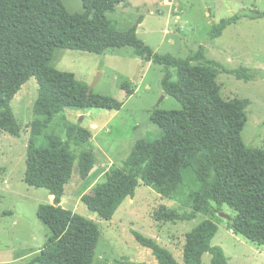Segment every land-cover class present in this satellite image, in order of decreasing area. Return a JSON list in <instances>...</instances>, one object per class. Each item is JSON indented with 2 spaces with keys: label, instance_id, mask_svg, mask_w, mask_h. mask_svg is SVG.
<instances>
[{
  "label": "trees",
  "instance_id": "16d2710c",
  "mask_svg": "<svg viewBox=\"0 0 264 264\" xmlns=\"http://www.w3.org/2000/svg\"><path fill=\"white\" fill-rule=\"evenodd\" d=\"M82 3L84 12L71 14L62 0H0V128L21 137V125L11 104L35 77L39 97L34 105L25 182L30 187L46 189L54 198L53 204H41L38 209L40 221L53 235L27 264H94L101 236L98 225L62 206L76 162L83 179L96 165V155L89 148L91 131L77 124H65V139L48 134L47 147L37 144L50 124L68 108L120 111L124 106L113 97L89 94V88L74 74L51 66L56 49L85 50L90 38L98 43V54L130 47L140 59L176 70V79L171 73L164 77L162 89L183 107L153 114L152 120L161 134L137 142L124 167L109 170L104 181L96 185L95 193L82 197L87 208L101 219L112 221L124 202L135 197L140 180L168 198L191 170L200 186L191 197L193 210L179 213L163 207L156 213V220L189 222L198 214L211 216L228 206L236 213L228 221L230 229L251 243L264 246V151L248 146L242 139L251 102L225 100L217 82L219 68L246 81L255 79L259 72L227 70L209 60L203 46L185 59L155 52L138 36L143 18L127 31L118 30L107 18L118 7L128 8L130 0ZM241 18L236 15L215 25L210 39L221 37ZM251 18L264 19V12L255 11ZM122 89L128 97L134 94L129 84ZM74 147L82 149L78 158ZM218 232L214 220H205L190 232L183 264H204L206 254L212 255L211 264H229L224 249L212 245ZM133 235L141 246L152 251L159 264H180L155 240L136 231Z\"/></svg>",
  "mask_w": 264,
  "mask_h": 264
},
{
  "label": "rangeland",
  "instance_id": "374dc122",
  "mask_svg": "<svg viewBox=\"0 0 264 264\" xmlns=\"http://www.w3.org/2000/svg\"><path fill=\"white\" fill-rule=\"evenodd\" d=\"M71 14L83 13L82 0H62ZM173 0H138L129 8H117L107 18L120 31L138 24L139 38L159 54L187 58L205 47V55L227 70L249 69L259 72L251 80L217 69V82L225 100L247 99V123L243 141L264 151V19H253L255 11L264 12V0H175L177 7L164 2ZM236 15L241 20L228 27L219 38L210 39L215 25ZM97 42L90 38L85 50L54 51L51 66L72 73L93 93L113 97L124 103L120 111L105 109H72L57 117L39 139V147H47L48 134L66 138L65 124H77L91 131L89 148L96 155V165L87 179L79 173L76 162L73 177L66 186L62 206L94 221L101 232L94 264H159L150 249L141 246L133 232L158 242L184 263L187 235L205 220H214L219 232L213 246L224 245L229 264H264V247L233 234L228 220L221 213L198 214L189 222H159L156 213L166 207L179 213H190L192 196L200 190L195 174L188 170L181 187L165 198L151 187L140 186L133 199H128L112 221L101 219L82 202L84 195L94 194L98 183L112 168H123L135 144L148 137H158L161 129L153 120L156 111H179L182 105L164 94L162 81L176 70L154 65L135 56L133 48L110 49L98 54ZM134 90L127 96L122 86ZM39 97V84L31 78L19 91L11 106L21 125V137L12 136L0 128V264H27L39 255L52 231L38 217L41 204H53L46 189L30 187L25 182L28 143L35 120L34 105ZM82 149L74 147L78 158ZM8 214V215H7ZM222 214L236 215L228 206ZM204 264L212 263V255L204 256Z\"/></svg>",
  "mask_w": 264,
  "mask_h": 264
},
{
  "label": "crops",
  "instance_id": "0c3cea01",
  "mask_svg": "<svg viewBox=\"0 0 264 264\" xmlns=\"http://www.w3.org/2000/svg\"><path fill=\"white\" fill-rule=\"evenodd\" d=\"M134 1H138V0H130V5L134 2ZM175 0H173V2H170V1H166V2H164V4L165 5H167V6H170L171 8H174V7H177V3L176 2H174ZM129 5V6H130ZM129 8V7H128ZM139 28V27H138ZM97 45H98V43H96ZM229 229H230V227H229ZM220 230V229H219ZM230 231L233 233V234H235L231 229H230ZM220 247H222L223 249H224V245L223 244H221V245H219ZM261 247H264V246H261ZM224 251H225V249H224ZM225 254H226V251H225Z\"/></svg>",
  "mask_w": 264,
  "mask_h": 264
},
{
  "label": "water",
  "instance_id": "95a60500",
  "mask_svg": "<svg viewBox=\"0 0 264 264\" xmlns=\"http://www.w3.org/2000/svg\"><path fill=\"white\" fill-rule=\"evenodd\" d=\"M93 92V87L89 88L88 93L91 94ZM221 216L224 217L225 219H227L228 221L231 219V217H229L226 214H222L221 212Z\"/></svg>",
  "mask_w": 264,
  "mask_h": 264
}]
</instances>
